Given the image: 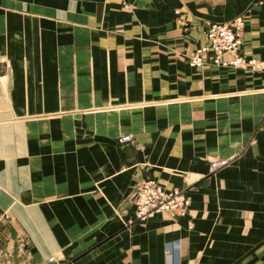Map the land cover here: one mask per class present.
<instances>
[{"label":"crops","instance_id":"1","mask_svg":"<svg viewBox=\"0 0 264 264\" xmlns=\"http://www.w3.org/2000/svg\"><path fill=\"white\" fill-rule=\"evenodd\" d=\"M237 15L264 64V0H0V264H264V68L187 62Z\"/></svg>","mask_w":264,"mask_h":264},{"label":"built area","instance_id":"2","mask_svg":"<svg viewBox=\"0 0 264 264\" xmlns=\"http://www.w3.org/2000/svg\"><path fill=\"white\" fill-rule=\"evenodd\" d=\"M244 24L245 20L241 15L226 22L208 21L204 30V44L198 46L187 58L188 65L192 68H204L212 64L217 67L239 68L250 72L263 70V62L256 58H247L242 52ZM129 139V135H124L120 142L123 143ZM224 164L222 160H212L210 167L217 169ZM132 194L134 210L133 216L126 221L128 225L145 220L156 213L173 212L183 216L190 202L182 189L177 187L168 189L157 179L150 177L142 178ZM46 262L47 264H62L57 255L49 257Z\"/></svg>","mask_w":264,"mask_h":264},{"label":"rangeland","instance_id":"3","mask_svg":"<svg viewBox=\"0 0 264 264\" xmlns=\"http://www.w3.org/2000/svg\"><path fill=\"white\" fill-rule=\"evenodd\" d=\"M260 71H262V70H260ZM260 71H255V72H260ZM246 72L251 73V74L255 73V72H250V71H246Z\"/></svg>","mask_w":264,"mask_h":264},{"label":"bare ground","instance_id":"4","mask_svg":"<svg viewBox=\"0 0 264 264\" xmlns=\"http://www.w3.org/2000/svg\"><path fill=\"white\" fill-rule=\"evenodd\" d=\"M47 261V260H46Z\"/></svg>","mask_w":264,"mask_h":264}]
</instances>
